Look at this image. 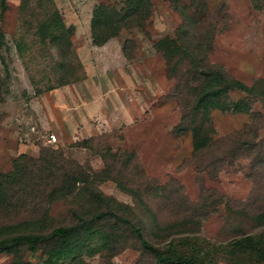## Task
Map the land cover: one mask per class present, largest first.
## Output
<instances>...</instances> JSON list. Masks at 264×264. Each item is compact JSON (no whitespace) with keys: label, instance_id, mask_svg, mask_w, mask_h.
<instances>
[{"label":"rangeland","instance_id":"1","mask_svg":"<svg viewBox=\"0 0 264 264\" xmlns=\"http://www.w3.org/2000/svg\"><path fill=\"white\" fill-rule=\"evenodd\" d=\"M122 1L6 0L0 14V172L20 158L28 177L10 193L24 205L0 212V223L39 217L40 224L25 223L27 232L66 225L85 188L114 199L116 214L139 224L154 244L197 234L219 245L260 232L263 226L253 215L264 210V0H202L201 13L189 0H150L142 25L122 27L94 46L92 8L102 2L118 9ZM54 9L72 27L66 54L53 31ZM186 15L196 19L186 41L200 44L206 63L256 91L227 95V102L246 99L248 112H208L212 140L197 152L182 117L192 102V63L181 51L167 59L153 46L160 38H174ZM62 57L70 64L71 81L53 87L62 80ZM51 134L54 142L47 141ZM105 172L138 197L99 178ZM81 174L88 180L62 197V179L71 183ZM114 228V253L100 250L62 264H151L124 225ZM45 248L22 250L23 260L41 264ZM233 258L218 254L213 264H235ZM9 261L0 253V264Z\"/></svg>","mask_w":264,"mask_h":264},{"label":"trees","instance_id":"2","mask_svg":"<svg viewBox=\"0 0 264 264\" xmlns=\"http://www.w3.org/2000/svg\"><path fill=\"white\" fill-rule=\"evenodd\" d=\"M189 4L196 13L204 10L202 0H189ZM149 7L150 0H123L118 9L110 4L97 3L91 10L89 20L91 43L94 46H101L109 38L115 36L120 28L142 25L149 16ZM6 9V0H0V14ZM51 18L53 19V31L60 36L59 41L62 38V49L66 54L71 46L72 27L64 24L56 9L53 10ZM195 23L196 19L193 16L186 15L178 25L174 38H160L153 43V46L160 50L167 59L181 51L192 63L191 72L195 76V81L191 85L193 87L192 102L190 108L187 107L188 110L182 113V117L188 122L186 126L189 127L191 134V148L197 152L207 147L212 140L208 134L211 128L206 126L208 112L211 109L248 112L249 102L246 99L227 102V95L230 91H240L253 96L256 91L253 84L248 86L227 76L220 66L206 63V54L199 53L202 50L200 44L196 41H186L187 33L189 35L195 29ZM211 39L212 32L208 31L205 46L209 51ZM0 45H2L1 34ZM69 65L62 57V71H64L62 80L58 79L53 87L63 86L71 81L68 79L69 72H67ZM180 108L182 111L185 109L183 105ZM196 118L199 119L197 123ZM18 156L24 157V154ZM77 167L80 169L79 166ZM97 176L98 173H93L90 178L95 179ZM101 176L99 178H109L118 188L138 197L139 194L135 189L114 177H108L110 176L108 172ZM24 177H28L27 167L21 163L20 158L12 161L10 171L0 172V212H7L10 205L17 207L24 205L23 199L10 196L12 188L19 186ZM63 177H66L65 173ZM88 177L87 174H81L79 179L74 178L71 183L62 179V185L59 188V190L62 189V197L71 192L76 182H86ZM16 193L15 190L12 195L18 196ZM79 193L83 194V201L73 209L74 218L66 225L54 226L47 232L40 230L27 232L22 229L25 223L29 221L40 224L39 217H31V219L16 223H0V253L10 256L9 264H29L28 261L23 260L22 250H29L33 253L40 246L46 247L45 257L41 264H62L74 258L80 260L82 256H91L100 250L112 254L116 250L115 243L117 242L114 224L124 225L127 228L137 240L141 250L151 257V264H213L218 254L234 257L235 264H241L242 260L252 264L264 263V210L253 215L254 220L263 226L260 232L240 235L228 240L227 244L214 245L206 237L197 234H185L154 244L144 234L139 224L116 214L112 208V205L116 203L114 199L94 189L82 188ZM100 205L103 207L102 210Z\"/></svg>","mask_w":264,"mask_h":264},{"label":"built area","instance_id":"3","mask_svg":"<svg viewBox=\"0 0 264 264\" xmlns=\"http://www.w3.org/2000/svg\"><path fill=\"white\" fill-rule=\"evenodd\" d=\"M48 142H54L55 136L53 134L49 135V138L47 139Z\"/></svg>","mask_w":264,"mask_h":264},{"label":"crops","instance_id":"4","mask_svg":"<svg viewBox=\"0 0 264 264\" xmlns=\"http://www.w3.org/2000/svg\"><path fill=\"white\" fill-rule=\"evenodd\" d=\"M67 86V84L66 85H63V86H59V87H66Z\"/></svg>","mask_w":264,"mask_h":264}]
</instances>
